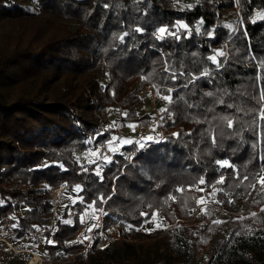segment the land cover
Returning a JSON list of instances; mask_svg holds the SVG:
<instances>
[{
	"label": "trees",
	"instance_id": "trees-1",
	"mask_svg": "<svg viewBox=\"0 0 264 264\" xmlns=\"http://www.w3.org/2000/svg\"><path fill=\"white\" fill-rule=\"evenodd\" d=\"M105 4L109 7L105 8ZM187 4L195 7H181ZM258 13L264 14V0H252L251 4L240 0L239 5L234 0H200L199 4L196 0H143L139 5L132 0H0V237L6 235L14 246L28 248L19 245L35 230L33 225L51 226L33 241L41 237L54 241L44 242V246L48 257L58 264H264V199L256 192L248 196L243 189L229 188V181L223 185L227 195L219 193L215 197L222 204L210 199L206 205L198 207L189 201L185 207L179 198L163 204L170 191L193 183L201 175L208 181L218 178L216 159H230L239 165L256 153L264 154V145L256 153L251 148L255 141L251 131L243 133L242 142L239 138L225 139L210 154L203 143L199 149H193L192 144L185 147L189 138L182 135L175 139L173 133L189 132L198 125L185 119L180 105L174 108V124L165 114L163 135L157 138L160 143L136 140L145 143L144 149L135 143H117L113 146L118 151L107 155L112 136L135 141V130L127 125L148 123L152 117L153 113L144 109L140 92L146 85L160 82L165 58L161 51L173 53L177 63L183 59L198 74L197 68L212 67L211 62L189 61L212 55L213 49H225L228 63L223 78L211 85L202 78L196 85L198 94L201 88H227L234 94L231 99L225 97L227 102L256 106L250 96L258 94L254 87L257 70L264 85V67L259 65V59L264 58V20L257 19ZM200 19L204 20L200 34L193 31L191 40H182L178 45L170 38L161 45L151 35L157 27H170L176 20L194 28ZM135 27L145 31L135 33ZM245 29L258 57L256 61L247 59ZM125 31L130 35L122 42L119 37ZM192 52L197 56L192 57ZM152 73L155 76L150 81L142 79ZM167 106L157 97L159 116V110ZM113 107L129 115L109 130L118 119L110 111ZM121 128H128L127 134L120 133ZM101 132L103 135L97 136ZM94 143L104 146L101 153L115 161L104 165L103 184L91 174L95 165L81 159L82 153L94 150ZM193 151L200 160L198 164L192 163ZM128 156L132 159H125ZM81 164L88 167L87 173L81 171ZM257 168L253 160L246 171L255 172ZM63 183L66 187L54 210L53 191ZM76 185L81 192L75 191ZM209 191L185 195L200 198ZM101 193L111 194L112 199L87 208ZM81 196L84 203L80 202ZM229 199L234 203H227ZM254 199H261V203L254 204ZM149 204L158 213L157 222L162 220L161 228L150 233L145 231L148 224L142 225L140 216L142 211H152ZM101 207L107 212L103 215L104 234L110 238L108 229L117 225L121 237L98 246L101 230L94 228L91 246L69 243L78 240L83 227L81 214L99 216L94 209ZM201 207L212 209L213 214H202ZM242 210L234 216L224 212ZM251 212H256L257 217L253 218ZM6 216L10 217L9 227ZM241 216L243 220L236 219ZM217 219L227 222L212 223ZM13 223L18 226L13 228ZM128 225L131 230H126ZM10 248L0 239V260Z\"/></svg>",
	"mask_w": 264,
	"mask_h": 264
},
{
	"label": "snow or ice",
	"instance_id": "snow-or-ice-1",
	"mask_svg": "<svg viewBox=\"0 0 264 264\" xmlns=\"http://www.w3.org/2000/svg\"><path fill=\"white\" fill-rule=\"evenodd\" d=\"M143 0H132V3L135 5H139ZM176 3H179V0H175ZM197 4L200 3V0H196ZM252 0H248V3L251 4ZM236 5L240 4V0H234ZM105 8H108L109 5L105 4ZM182 8L192 9L195 5L187 4L182 5ZM137 11H140L137 8ZM147 14L146 12L144 13ZM257 19L264 20V14H257ZM256 20H253L252 23L255 24ZM238 23H242V21H238ZM204 25V20H198L194 28L190 27V25L181 20H176L170 27L167 25L159 26L156 28L151 35L155 38L156 41H160L161 45L167 42L170 38L171 42L174 44H179L182 40H191L193 36V31L196 34H200V29ZM228 27H232L229 25ZM135 33H143L145 31L142 27H135L133 29ZM235 33V29H233V33ZM130 33L125 31L119 39L123 42L125 37H128ZM211 36V33H208ZM244 37L248 41L247 43V59L250 61H256L258 59L255 52L252 50L251 38L248 35L247 30L245 29L243 32ZM213 54L208 55L203 59H197L189 61V64H204L205 60L210 61L213 65L212 67H203L197 68L196 72L198 74H194L190 67L185 65L183 59H179L177 63L176 60L172 59L173 53L168 52L165 53L161 51L160 55L164 56V60L162 62L161 67L163 68V74L160 77L159 83H153L152 88L154 89L157 97L167 102L168 106L165 108H161L159 110V122L165 120V114H167V118L175 123V111L174 108L180 105H183L185 110V119H188L190 122H193L198 125L196 129H193L189 132L183 133H173V137L175 139H179L182 135L188 137L189 139L185 143V147H188L189 144H192L193 149H199L200 144H205V150L210 154L212 148H219L221 143L225 139H235L239 138L241 142L243 141V133L246 131H251L255 136V141L251 144V148L254 153H256L257 149L261 148V145H264V85L261 84V76L259 70H257V75L255 77L254 87L258 89L257 95H251L250 99L256 102V106L254 107H246L243 103L236 102H227L225 97L232 98L233 93H229L227 88H217L215 91H203L201 88L199 90V94L196 89V85L203 78L206 84H213V82L219 78H223L224 72L227 70L226 66L228 63V54L225 49L217 51L216 49L212 50ZM192 57H196L197 53L192 52ZM221 57L222 60H218L217 58ZM260 67H264V58L259 59ZM155 76V73L151 75L143 76L142 79L150 81ZM183 78V80H181ZM171 86H168V85ZM187 90V91H185ZM152 93H149L151 95ZM209 98V99H206ZM221 106V111H217V107ZM129 113L123 112L121 116L123 119L127 120ZM138 115V114H137ZM245 117H250V119H245ZM117 126V122L113 121L109 126V130H114ZM135 130L136 125L130 124L127 125ZM154 130V129H153ZM103 135V132L98 133L97 136ZM193 138H195V143H193ZM95 139V137H94ZM148 142L160 143V139H155L152 136H148L143 138ZM91 143V141H89ZM120 145H129V144H138L140 149H144L146 147L145 143H141L139 141H132L129 139H121L117 136H112L108 141L107 147L108 150L112 153H116L118 151L117 147H114V144ZM234 151V149H233ZM127 160H131L132 157H125ZM192 163L198 164L200 160L197 157L196 151H193L191 154ZM77 160H80V157H77ZM253 160L257 161L258 168L255 172L246 171L248 165L252 163ZM88 163L95 165L94 170L92 171V175L98 178V181L103 184L105 177L103 175L104 165L112 164L115 161L111 156L103 155V153L99 152V148L94 150H89V159ZM217 166V171L219 172L218 178L213 181H208L204 175H201L197 178L196 181L187 185L178 186L174 192L170 191L164 198L163 204H167L169 200H177L178 198L182 200L185 207L189 205V201L195 203L196 206L206 205V203L211 199L212 203L222 204L223 201L216 200L215 197L217 194L222 193L227 195L226 189L223 185L226 182L228 183L229 188L235 189H243L244 192L247 193L248 196H251L253 192H256L257 196H260L261 199H264V154L256 153L251 156L246 162L241 164H237L230 159H216L214 161ZM45 167L49 165L45 164ZM63 170V165H60ZM81 171L87 173L89 171L88 167L81 164ZM220 169H229V172H220ZM217 185H221V187L217 188ZM47 187V186H46ZM208 189H211L207 193V195H201L200 198L196 197H188L185 194L192 191H198L200 193H205ZM258 189V190H257ZM75 191L77 193L81 192L82 189L79 185L75 186ZM113 192H115V188H113ZM112 199V195L108 194L107 196L103 193L99 194L98 197L88 203L87 208H93L97 203L105 204L109 200ZM261 199H254V204L261 203ZM80 202L84 203V199L81 196ZM3 201H0L2 204ZM73 203H76L74 200ZM227 203L232 204L234 201L229 199ZM152 211H142L140 212V216L142 217V225H147L149 223H154L155 227L153 229L145 228V231L149 233L151 231L157 230L161 228L162 220L157 222L158 213L154 210V206L149 204L147 206ZM193 212L196 211V208L193 207L191 209ZM94 211L99 212L101 215H107V212L104 208L94 209ZM202 214H206L211 216L213 214L212 209H206L204 207L200 208ZM261 212H264V208H261ZM87 215V213H85ZM250 215L253 218L257 217L256 212H251ZM94 219H99L98 216H94ZM238 220H243L244 217H237ZM227 221L221 220H213L212 223L216 225H220L222 223H226ZM64 223H71L70 221L65 220ZM81 223H84V217H81ZM18 225L13 223L12 227L16 228ZM33 229L36 231H40L39 226L33 225ZM100 225L94 224L91 227L87 228V232H92L94 228H99ZM132 226L128 225L126 230H131ZM139 230V229H137ZM164 230H167V226H164ZM211 231V228L208 229ZM108 231H112V229H108ZM102 235V233H101ZM236 235H240L239 232ZM35 239V237H33ZM45 242L48 244H53L54 241L44 238ZM85 241H92L90 236H83V239H78L77 241L69 242V243H80L83 244ZM88 246H91L89 243ZM207 259V258H206Z\"/></svg>",
	"mask_w": 264,
	"mask_h": 264
},
{
	"label": "built area",
	"instance_id": "built-area-1",
	"mask_svg": "<svg viewBox=\"0 0 264 264\" xmlns=\"http://www.w3.org/2000/svg\"><path fill=\"white\" fill-rule=\"evenodd\" d=\"M145 91L147 93V96L146 97L150 100L151 106H154L155 107L156 106V103H157V95H156L154 89L152 88V85L151 84L146 85ZM149 93H152V94L149 95ZM156 107L154 108L155 109V112L153 113V115L150 118V120L148 121V123H144L142 121H139V122H137L135 124L136 125V127H135V133L136 134H135V137H134V140L135 141L136 140L143 139V137L144 136H147L149 133H150V136H151L152 135L151 133L155 131V125L159 128V134L158 135H155V138H160L163 135V130L161 128V124L158 123L159 122V114L157 112V108ZM110 111L118 118L117 119V123H118V125H120L121 124V121H122V118H123L121 116V113H123L124 110H122L120 108L113 107V108H110ZM119 128H120V126H119ZM92 148L93 149L99 148V152L101 153V151L104 149V146H97L94 143L92 145ZM107 154L108 155H112V152L108 151ZM65 187H66V183H63L61 186H59L58 188L54 189V191H53V199H54V207L53 208H54V210L57 209L58 199L60 198L61 191ZM70 212L72 214H76V212L74 211V209H71ZM5 221H6V226L9 227L10 226V217L9 216H6L5 217ZM52 224H53V221H52ZM98 224L100 225L99 228H100L101 233H102V238H101V241H100V243H99L98 246H103L104 244H107L108 242H110L113 238H116L113 235V231H110V236H111L110 238H107L106 235L104 234V232H103L104 218H103V215H101V214L99 215ZM113 226H117V225H113ZM50 227L51 226H49V227H47V226L46 227H41L40 228V231H36V230L30 231L29 236L32 239H33V237H35V239H38L41 235H43V233H46L48 231V229H50ZM117 228H119V227L117 226ZM119 237H121L120 229H119V236H118V238ZM0 239H3L10 247L16 249L14 247V245H12L11 242L8 241V239H7L6 236L5 237H0ZM88 243H86V244H88ZM18 251H25V252H28L30 254L29 259H28V263L29 264H42L43 261H44V259H42V257L39 254V252L36 251L35 249L23 248V249H18ZM36 255H39V258L35 260V263H33L32 261L36 257Z\"/></svg>",
	"mask_w": 264,
	"mask_h": 264
},
{
	"label": "rangeland",
	"instance_id": "rangeland-1",
	"mask_svg": "<svg viewBox=\"0 0 264 264\" xmlns=\"http://www.w3.org/2000/svg\"><path fill=\"white\" fill-rule=\"evenodd\" d=\"M141 95L144 96V100H145V106H144V109L148 112H152L154 113L155 112V107L157 106V103H156V106H151V103H150V100L146 97L147 96V93L145 91V87L141 90L140 92ZM123 128H121V133H124V134H127L128 132V128H125V130L123 131L122 130ZM152 137L154 139H157L155 138V135H158L159 134V128L155 125V131L151 133ZM150 136V133L147 135V136H144L143 138L145 137H148ZM143 140V139H142ZM108 155V154H107ZM81 159L83 161H88L89 159V152H85L84 154L82 153L81 154ZM61 196V195H60ZM72 197V193L69 192L68 193V198ZM60 198L58 199V202H59ZM250 206H248L246 209H249ZM244 210L242 211H237L236 213L233 212H229V211H224L227 216H234L236 214H240L242 213ZM85 213H87V215H85ZM94 216H98L97 214H93L91 212H84L81 214V217H84V223H83V227L81 229V231L79 232L78 234V239H83V236L87 235V236H90L92 237V232H87L86 229L91 227L92 225L94 224H97L98 223V220L97 219H94ZM226 215L223 214L222 217H225ZM226 216V217H227ZM99 217V216H98ZM155 224L154 223H149L146 227L149 229V228H152ZM112 231H113V235L118 238L119 236V228H117V226H113L112 227ZM9 230V228H8ZM2 235V234H1ZM6 235H2L1 237H5ZM30 237H27L25 241H22L20 242V245L19 246H28L27 249L31 248V249H35L36 251L39 252V254L41 255L42 259H44L43 263L44 264H47V263H55V264H58L59 262H56L52 259H50L48 257V252L47 250L45 249V246H44V242H45V239L44 237H41L40 238V241H33L34 239H32ZM3 240V239H2ZM10 242V240H8ZM89 241H85V243H88ZM6 243V242H5ZM7 244V243H6ZM12 244V243H11ZM8 245V244H7ZM14 245V244H12ZM8 247L10 248V246L8 245ZM16 249H12V247L10 248L11 250H7L5 252V254H2L4 257V259H1L0 260V264H24V262H26L27 264L28 263V259H29V256H26L27 254H24V252H20L18 251V249H23V248H18L17 246H14ZM11 251V252H10ZM27 258V260H26ZM39 258V255H36V257L33 259V263H35V260ZM26 260V261H25ZM127 264H136V263H130V262H127Z\"/></svg>",
	"mask_w": 264,
	"mask_h": 264
}]
</instances>
